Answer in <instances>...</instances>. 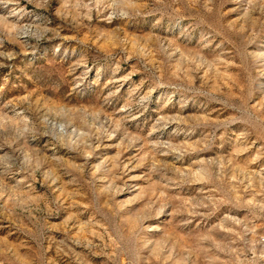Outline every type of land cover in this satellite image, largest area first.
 Listing matches in <instances>:
<instances>
[{"label": "rangeland", "instance_id": "374dc122", "mask_svg": "<svg viewBox=\"0 0 264 264\" xmlns=\"http://www.w3.org/2000/svg\"><path fill=\"white\" fill-rule=\"evenodd\" d=\"M0 264H264V0H0Z\"/></svg>", "mask_w": 264, "mask_h": 264}, {"label": "built area", "instance_id": "2783aa9c", "mask_svg": "<svg viewBox=\"0 0 264 264\" xmlns=\"http://www.w3.org/2000/svg\"><path fill=\"white\" fill-rule=\"evenodd\" d=\"M260 239V238H259Z\"/></svg>", "mask_w": 264, "mask_h": 264}]
</instances>
